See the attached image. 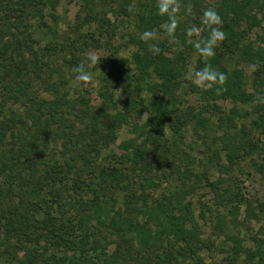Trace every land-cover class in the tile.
I'll return each mask as SVG.
<instances>
[{
  "label": "trees",
  "instance_id": "16d2710c",
  "mask_svg": "<svg viewBox=\"0 0 264 264\" xmlns=\"http://www.w3.org/2000/svg\"><path fill=\"white\" fill-rule=\"evenodd\" d=\"M105 2L119 6L128 19L139 12L135 49L128 58L113 53L102 78L101 103L92 106L87 98L70 97L66 73L55 70L59 80H52L51 58L74 46L58 41L54 11L60 0H0V264H264V240L246 245L238 235L229 236L232 244L221 261L208 263L202 256L209 245L188 199L190 189L183 187L195 173L193 156L182 151L181 132L195 122L208 134L210 120L203 113L214 110L227 161L220 169L235 164L247 150L250 133L238 126L240 111L224 114L215 102L260 99L261 121L254 122H264V0H191L194 17L180 24L175 44L157 39L158 55L150 51L157 41L139 39L146 30L162 32L165 18L156 14L155 0ZM205 8L219 13L225 33L210 59L200 57L183 35ZM49 9L55 25L47 20ZM257 28L262 31L254 33ZM41 34L49 36L44 47ZM192 55L197 57L194 70L210 64L225 74V83L208 90L193 85L185 78ZM64 62L77 64L67 56ZM244 63L253 66V91L246 86ZM119 88L125 92L118 93ZM189 92L206 101L199 110L182 100ZM132 114L146 115L133 126L136 139L122 143L132 152L123 155L120 165H108L103 150L116 141L118 129L130 124ZM167 127L170 138L164 137ZM180 151L187 158L169 164L168 174L181 179L182 186L151 200L148 188L158 184L155 162L163 152L174 159ZM221 151H215V158ZM162 160L166 164L168 158ZM260 170L264 175L262 165ZM223 181L206 179L216 204L224 207L228 190L221 187ZM246 206L248 215L256 217L252 204Z\"/></svg>",
  "mask_w": 264,
  "mask_h": 264
},
{
  "label": "rangeland",
  "instance_id": "374dc122",
  "mask_svg": "<svg viewBox=\"0 0 264 264\" xmlns=\"http://www.w3.org/2000/svg\"><path fill=\"white\" fill-rule=\"evenodd\" d=\"M134 1L137 3L138 1L147 0ZM118 8L119 6L116 4H110L105 0H60L54 11L59 22L60 38L58 41L65 45L72 42L74 46H66L65 52L61 54L60 58H51L54 60L53 70H51L52 80H59L55 70L66 73L68 76L65 80V87L70 91L72 99L87 98L92 106L99 105L101 103L99 93L103 87L102 78L111 68L113 53H116V57L128 58L134 51L135 42L132 38L136 32L134 24L139 12H134L132 19H128L122 16ZM47 13L48 22L55 25L50 15V9L47 10ZM261 31L257 28L254 33ZM156 33L157 39L165 38L161 34L162 32L158 31ZM39 39L42 41L41 47H44L49 40V36L43 37L41 34ZM89 54L98 57L97 65L94 67L87 62ZM66 56L75 59L77 64L65 65L64 57ZM196 58V55L188 58L187 75H190L194 70ZM225 64L230 66L231 60L226 59ZM78 65H83L92 73L93 79L91 82L76 85L73 69ZM241 67L245 69L246 86L249 91H253V66L244 63ZM124 92L125 90L119 88L118 93ZM40 94L48 97L44 92H40ZM182 100L192 105L196 110H199L206 103L201 95L195 92L187 93ZM212 103L210 102L209 109ZM215 103L221 107L224 114H229L233 108L240 111L241 118H237L238 126H246L247 131L250 133V145L247 150H243V155L236 160L235 164H229L228 167L222 170L220 165L227 163V161L225 152L221 151V148H223L221 139L216 136L222 133L216 130L219 114L216 115L214 110H211L210 113H203L210 120L208 134L202 128L196 126L195 122H190L187 126L181 128V132L185 136L182 151L185 150L193 156L194 163L191 168L195 173L192 180H187V185H183V187L190 189L188 199L193 202L197 224L201 228L203 239L209 245V248L202 252V256L208 263L223 259L229 245L232 244L229 240L230 235L240 236L244 239L246 245H252L254 239L264 240V208H261V205L264 206V175L260 170V165L263 166L264 170V122L262 124L254 122V120L261 121L259 120L260 114L256 110L260 105V99L250 104L234 103L232 100L223 99L217 100ZM145 119L146 115L138 118L136 114H132L130 124H125L117 130L116 141L103 150L101 157L106 156L108 165L110 163L120 165L123 155L132 152V149L125 150L122 143L130 139H136L137 133L133 131V126L135 123L142 124ZM171 134V129L167 127L164 137L170 138ZM141 140L142 138L137 140L138 143ZM57 150L63 152L66 149L58 146ZM217 150L221 151L220 159L215 158V151ZM162 156L161 160H157L154 166L158 184L155 187L148 188L151 200L166 193L168 189L183 184L181 179L174 180L175 178H171L168 173L172 170L169 164H179L182 159L184 161L187 158L186 155L180 151L174 159L164 152ZM166 157L168 160L165 164L162 159L165 160ZM131 173L132 178L136 177L132 171ZM219 177H224L221 187L228 190L224 207L216 204L214 193L206 182L207 178L215 181ZM138 182L140 183V180ZM247 202L252 204L256 217L252 218L248 215ZM221 217H225L223 222L220 221ZM219 222L222 224L221 228L218 227Z\"/></svg>",
  "mask_w": 264,
  "mask_h": 264
},
{
  "label": "clouds",
  "instance_id": "9594fccd",
  "mask_svg": "<svg viewBox=\"0 0 264 264\" xmlns=\"http://www.w3.org/2000/svg\"><path fill=\"white\" fill-rule=\"evenodd\" d=\"M154 8L156 14L165 18L164 23L160 25L162 35L168 43L175 44L177 39V30L186 17H194L191 0H155ZM206 34L201 35V31ZM185 41L191 44L195 52L202 58H212L215 56L216 49L225 39V33L222 30V19L214 8L203 9L198 16V23H192L183 29ZM139 39L144 42L157 41L150 45V51L153 55L161 52L158 46L157 33L146 30L139 34ZM87 62L90 66H96L98 57L94 54L87 56ZM75 73L74 80L76 85L87 84L92 81V73L83 65H78L73 69ZM186 79L203 90H208L215 86H222L226 81L224 73L217 71L210 64H206L198 70H193Z\"/></svg>",
  "mask_w": 264,
  "mask_h": 264
}]
</instances>
